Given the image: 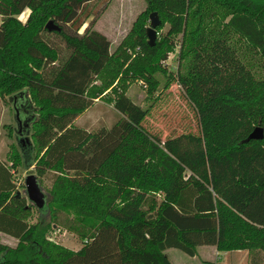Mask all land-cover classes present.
<instances>
[{
	"label": "trees",
	"instance_id": "obj_1",
	"mask_svg": "<svg viewBox=\"0 0 264 264\" xmlns=\"http://www.w3.org/2000/svg\"><path fill=\"white\" fill-rule=\"evenodd\" d=\"M90 1L0 0V96L35 103L27 128L43 149L37 172L56 169L59 185L58 206L35 205L39 216L30 222L12 167L0 160V231L17 238L0 241V264H173L166 248L194 255L202 244L246 249L248 261L238 264H264V74L254 76L256 63L264 68V0H148L169 31L150 45L146 12L139 14L131 32L146 57L131 69L148 92L159 85L155 72L166 76L164 87L176 77L199 119V132L165 136L148 125L150 105L123 90L113 97L119 117L110 125L71 123L116 55L92 20L79 31L97 15ZM49 18L60 30L45 27ZM178 32L179 54L188 58L173 75L159 62ZM254 124L263 136L247 139ZM19 141L31 156L35 144ZM48 217L82 244L48 238Z\"/></svg>",
	"mask_w": 264,
	"mask_h": 264
},
{
	"label": "rangeland",
	"instance_id": "obj_2",
	"mask_svg": "<svg viewBox=\"0 0 264 264\" xmlns=\"http://www.w3.org/2000/svg\"><path fill=\"white\" fill-rule=\"evenodd\" d=\"M90 5L92 12H97V15H88L79 31H83L84 27L92 20L90 26L106 35L110 41L109 50L116 55L110 67L94 77L95 94L92 95L91 104L80 111L71 123L87 129L98 125H110L119 117V113L112 104L113 97L123 90L141 105H150L147 116L148 125L162 136L185 131L199 132L196 109L185 95L184 89L176 77L173 76L174 78L164 87L166 76L161 72H155L159 85L154 91L148 92L144 80L135 75L131 69L136 62H143L146 57L142 46L134 42L135 32H131V28L134 20L143 12H146L143 27L146 29L149 25L151 11L148 0H91ZM29 10V8H25L18 15L19 18L24 21ZM158 16L161 23L156 27V39H162L165 34H168L169 21L164 18L162 13ZM180 36L179 32L175 35L174 38L178 40L175 42L173 50L169 52L166 59H160L159 62L173 75L176 74L178 66L182 67L187 63L188 58V56L183 57L179 54ZM145 39L147 40L146 32ZM231 40L234 47L239 50L242 46L240 38L233 34ZM263 74L264 68L256 63L254 76H263ZM36 114H38V109L35 103H30V106L26 107L25 99L19 103L10 98V95L0 96V160L6 161L12 167V179L15 182L13 192L25 196L29 208L24 212V217L30 222L37 220L39 211L26 195L25 177L28 174L36 175L50 211L59 204L56 201V190L59 185L54 180L56 169H47L43 174L37 172L36 162L43 149L36 144L32 127L30 126V131L27 128L28 123ZM18 119H20V125ZM21 125L24 131H21ZM24 136L35 144L31 156L30 153L21 149L19 137ZM30 158L31 165H29ZM47 220L49 222L46 233L48 238L72 249H76L82 244V239L76 233L54 223L50 217ZM0 240L4 242L11 240L15 244L17 242L16 239L12 240L3 233H0ZM166 253L175 264H190L194 262L191 260L192 258L206 262V264H233L243 262L242 259L245 257L243 250H231L228 253L220 254L216 253L211 245L201 248L198 255L195 256H189L178 248L167 249Z\"/></svg>",
	"mask_w": 264,
	"mask_h": 264
},
{
	"label": "water",
	"instance_id": "obj_3",
	"mask_svg": "<svg viewBox=\"0 0 264 264\" xmlns=\"http://www.w3.org/2000/svg\"><path fill=\"white\" fill-rule=\"evenodd\" d=\"M149 25L146 27L145 32L147 35V41L150 45L154 44L156 39V27L160 24V18L157 11L152 10L149 13ZM45 27L49 30H60V26L52 19L49 18ZM20 125V119H18ZM263 136L262 127L259 124H255L251 130L248 132L247 139H260ZM25 189L26 195L29 200H31L36 206L41 207L45 203V194L42 191L40 182L38 181L35 174H28L25 177Z\"/></svg>",
	"mask_w": 264,
	"mask_h": 264
},
{
	"label": "crops",
	"instance_id": "obj_4",
	"mask_svg": "<svg viewBox=\"0 0 264 264\" xmlns=\"http://www.w3.org/2000/svg\"><path fill=\"white\" fill-rule=\"evenodd\" d=\"M11 98V97H10ZM14 101H18L19 103H20V98L18 97V96H15V97H13L12 98ZM113 104V103H112ZM21 128H22V125H21ZM32 164V163H31ZM30 164V165H31ZM0 233H3L6 237H8V238H10V239H16V241H17V238L16 237H14V236H12V235H9V234H6V233H4V232H1L0 231ZM4 240V239H3ZM0 241H2V240H0ZM2 242H4V241H2ZM4 243H7V244H9V245H15V243L14 242H12L11 240H7V241H5ZM12 243H14V244H12ZM208 245H211V244H202V245H199L198 247H197V252H196V254L198 255V252H199V250L201 249V248H205L206 246H208ZM211 246H213V249L215 250V252L216 253H220V254H222V253H228L229 251H231V250H226V251H223V250H217L216 248H215V246L214 245H211ZM170 248H176V247H169V248H166L165 249V253H166V250L167 249H170ZM234 250H243V253H245V257L242 259V260H244L243 262H241V263H246L247 261H248V253H247V250L246 249H234ZM167 254V253H166ZM196 254H194V255H189V256H195ZM219 254V255H220ZM168 256V255H167ZM169 257V256H168ZM218 257V256H217ZM170 259V258H169ZM171 260V259H170ZM192 261H194V262H191L190 264H206V262H202L201 260H198V259H196V258H192L191 259ZM172 261V260H171ZM172 263L173 264H175L173 261H172ZM208 264H210V263H208ZM233 264H238V262L237 263H233Z\"/></svg>",
	"mask_w": 264,
	"mask_h": 264
}]
</instances>
